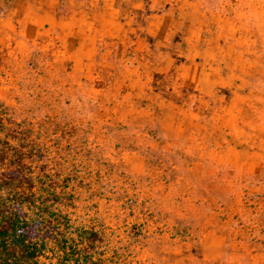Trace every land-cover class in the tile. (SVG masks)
<instances>
[{
    "label": "rangeland",
    "instance_id": "obj_1",
    "mask_svg": "<svg viewBox=\"0 0 264 264\" xmlns=\"http://www.w3.org/2000/svg\"><path fill=\"white\" fill-rule=\"evenodd\" d=\"M110 1L0 0L1 168L48 174L71 226L103 237L107 264H264V0ZM108 7L120 35L103 31L90 73L74 69L44 15L91 14L102 30ZM191 22L215 45L221 80L202 127L178 136L160 102L192 109L198 91L151 68L164 54L183 60L162 43ZM246 153L257 171L244 170ZM205 234L225 237L215 247Z\"/></svg>",
    "mask_w": 264,
    "mask_h": 264
},
{
    "label": "trees",
    "instance_id": "obj_2",
    "mask_svg": "<svg viewBox=\"0 0 264 264\" xmlns=\"http://www.w3.org/2000/svg\"><path fill=\"white\" fill-rule=\"evenodd\" d=\"M49 177L0 166V264H107L103 237L71 226Z\"/></svg>",
    "mask_w": 264,
    "mask_h": 264
},
{
    "label": "crops",
    "instance_id": "obj_3",
    "mask_svg": "<svg viewBox=\"0 0 264 264\" xmlns=\"http://www.w3.org/2000/svg\"><path fill=\"white\" fill-rule=\"evenodd\" d=\"M110 3L112 4L113 0H111ZM32 5L35 6L33 3L22 6L27 7ZM109 10L111 13V17L109 19L110 23L101 25L102 30H99L93 26L91 14L81 17L70 16L66 20L56 17L55 10L51 11L48 15H44L43 18L45 21H48L56 27L61 28L63 33L66 35L65 40H67V44L71 47L69 50V58L74 69L81 70L84 73H90V66L92 63H94L97 57L98 44H102L100 41L102 35L107 34L113 38L120 35L123 25L117 22L113 14V9L110 7ZM29 13L31 14V12ZM89 17L91 19H89ZM76 19L81 20L79 26H76ZM30 24L35 26L37 24V19H35V21H31ZM173 29L174 30H172V28L170 29L171 32L177 33V28L175 26ZM103 31L105 34H103ZM201 31L202 26L200 23H188L179 33L181 40H173L169 38L167 42L164 41L162 43L163 45L168 44V46L173 47L175 50L182 48V50H179L180 53L177 54L181 55L183 60L176 62L174 57L170 56L169 54H164L162 58L164 59L163 62H156L151 68V75H153L155 72H158L157 74L164 76L168 70L173 69L176 74L175 77L180 80V83L183 86L185 85L188 87H195L198 91L193 99L194 107L192 109H186L189 111L182 110V108H179L180 103H176L165 97L163 98L164 101L160 102V106L164 107L166 112H168V115L166 114L165 118H169L168 120L170 124L167 127H169L178 136H182L184 130L188 126L195 125L199 126L200 128L202 127V123L198 120L201 115L200 112L202 109L208 108L209 100L214 93L215 87L220 85V76L217 74L216 68L212 66L213 63L215 64V62L219 61L220 56L216 52L215 45L210 42L211 40H207L205 43L200 42ZM170 35L174 36L173 34ZM131 43H134V41H131ZM150 80L151 83H149L148 90H151L154 94L161 96L160 93L163 91V89L159 86V80H153L151 78ZM144 85L141 84V86ZM180 106L182 107V104H180ZM228 110L230 117L220 120V123H222L224 126L230 124V118H233L232 114L234 112L231 109ZM171 113L172 118L170 116ZM233 142L235 143L234 140H230L227 143V145L229 144V148ZM243 153V151H238V153H236L232 150L230 151V157L236 159V155ZM247 155H249V157L246 156L243 160L244 170L257 171L258 167H252L255 164L252 159L257 157L256 154L250 153ZM237 160L238 161L235 162L236 165L242 163V159L240 157L237 158ZM224 237L225 236H223V239ZM203 239L205 242L206 240H211L210 244L215 247L223 243L222 236L220 235L205 234ZM219 256L220 255H217L215 257Z\"/></svg>",
    "mask_w": 264,
    "mask_h": 264
}]
</instances>
